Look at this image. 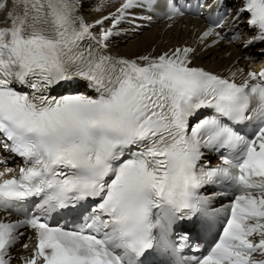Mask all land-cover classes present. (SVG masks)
I'll return each mask as SVG.
<instances>
[{
    "label": "snow or ice",
    "instance_id": "6c2138e0",
    "mask_svg": "<svg viewBox=\"0 0 264 264\" xmlns=\"http://www.w3.org/2000/svg\"><path fill=\"white\" fill-rule=\"evenodd\" d=\"M80 7L0 0V149L10 154L0 158V264H264V69L224 75L195 63L242 34L227 36L217 17L194 44L113 55L122 23L138 29L163 13L174 24L190 0H122L93 23ZM245 16L247 49L264 43V0H241L233 25ZM11 157L22 159L18 170ZM228 189L230 206L217 208ZM14 209L27 211L13 219ZM64 212L81 222L53 224ZM221 212L226 224L206 254L148 259L191 251ZM24 229L31 244H20ZM18 245L28 255L14 256Z\"/></svg>",
    "mask_w": 264,
    "mask_h": 264
},
{
    "label": "bare ground",
    "instance_id": "6f19581e",
    "mask_svg": "<svg viewBox=\"0 0 264 264\" xmlns=\"http://www.w3.org/2000/svg\"><path fill=\"white\" fill-rule=\"evenodd\" d=\"M94 0V4L86 0H80L82 7L79 9V14L89 23H93L97 19H101L109 13L115 12L117 4L121 0ZM99 9V11L97 10ZM185 23L184 20H176L173 24L172 21L161 22L152 24L147 28L133 29L121 24L117 32L110 40V48L121 56L135 57L139 54L149 52L159 53L168 49L173 45H179L187 42L194 44L197 36L202 32L199 25L195 22ZM169 25H172L171 27ZM189 25V26H188ZM111 26V21H105L103 27ZM95 33L101 31V27L97 26L94 30ZM141 31V32H140ZM115 40V41H114ZM211 43V38L208 41ZM241 45L233 42L226 44L221 42L204 52H201L195 59L196 64L207 66L212 70H216L221 74L227 75V69L232 68L235 71L236 67L244 68L245 71H252L257 68L259 57L255 50L249 52L248 59L244 57L241 50ZM239 61L238 64L234 63Z\"/></svg>",
    "mask_w": 264,
    "mask_h": 264
}]
</instances>
